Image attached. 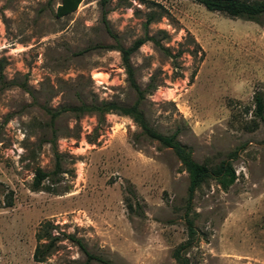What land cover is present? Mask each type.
<instances>
[{"label": "rangeland", "instance_id": "374dc122", "mask_svg": "<svg viewBox=\"0 0 264 264\" xmlns=\"http://www.w3.org/2000/svg\"><path fill=\"white\" fill-rule=\"evenodd\" d=\"M60 3L0 0V264H100L70 237L112 264H178L188 221V264H264V122L254 116L264 14L257 24L196 0H83L58 18ZM146 35L162 48L148 41L131 55L141 89L158 86L140 109L198 163L238 151L229 190L210 180L188 204L190 176L173 150L129 116L73 110L136 103L117 47ZM38 169L48 177L35 191ZM45 230L58 241L39 263Z\"/></svg>", "mask_w": 264, "mask_h": 264}, {"label": "trees", "instance_id": "16d2710c", "mask_svg": "<svg viewBox=\"0 0 264 264\" xmlns=\"http://www.w3.org/2000/svg\"><path fill=\"white\" fill-rule=\"evenodd\" d=\"M83 0H61L60 5L57 7L56 16L62 18L68 16L79 8ZM201 5H203L210 12H218L225 14L230 19H242L247 22H254L260 24V16L264 14V0H196ZM155 17H150L148 24L152 23ZM166 37L168 35L165 33ZM151 41L157 47L162 48L161 44L155 40L153 37L146 35L142 39H138L129 48H123L118 46V50L122 56V62L128 74V79L130 86L135 90L137 94V101L134 105L129 107L118 106L115 103L104 102L101 106H86L81 105L80 107L74 108L73 110L79 114L95 112L99 115L101 119L104 118L106 114H120L124 116H129L139 125L141 128V135L150 141L158 142L162 147L173 150L182 166L186 169L190 176V187L188 190L187 203L191 204L194 199L196 191L205 183L210 180H216L224 191L229 190L236 180L237 175L233 167V160L238 156V151L231 152L227 155V158L220 161L217 164H201L198 163L192 156L191 151L178 140V133L166 136L154 128H152L143 111L140 109L142 101L145 99L147 94H151L157 89V85L154 81H151L145 89L137 84L135 80V72L131 64V55L139 50L146 42ZM100 48V47H97ZM168 52V51H167ZM168 55L175 59L173 55L168 52ZM0 70V82H2V75ZM6 87L12 86L13 83H4ZM255 118H259L264 122V98L261 94H256L255 97ZM57 113L52 114V118H55ZM257 126V125H256ZM60 157L56 155L55 164V175L62 172L60 165ZM48 177V174L43 172L42 169L36 171V176L33 182V188L35 191L40 190L43 180ZM11 204V203H10ZM49 226V223L45 224ZM188 232L189 239L186 243L180 245L173 253L174 259L178 264H188V259L185 257L184 253L191 247L194 237L196 235V230L194 229L193 223L188 221ZM38 246L34 253V260L39 263L45 262L48 257L52 254L53 249L56 245L58 239L52 237L50 233L45 230L44 233H39ZM71 240L76 242L80 247L81 251L86 257V262H97L100 264H112L109 260L96 257L87 251V248L80 240L70 237ZM43 240H47V243H40Z\"/></svg>", "mask_w": 264, "mask_h": 264}, {"label": "crops", "instance_id": "0c3cea01", "mask_svg": "<svg viewBox=\"0 0 264 264\" xmlns=\"http://www.w3.org/2000/svg\"><path fill=\"white\" fill-rule=\"evenodd\" d=\"M249 23H252V22H249ZM254 23V22H253Z\"/></svg>", "mask_w": 264, "mask_h": 264}]
</instances>
